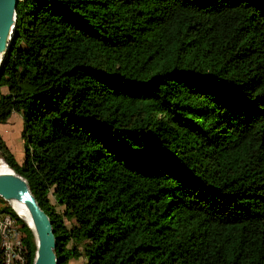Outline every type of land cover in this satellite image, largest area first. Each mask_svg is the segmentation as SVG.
Listing matches in <instances>:
<instances>
[{"label": "trees", "instance_id": "obj_1", "mask_svg": "<svg viewBox=\"0 0 264 264\" xmlns=\"http://www.w3.org/2000/svg\"><path fill=\"white\" fill-rule=\"evenodd\" d=\"M12 113L56 264H264V0H16Z\"/></svg>", "mask_w": 264, "mask_h": 264}, {"label": "water", "instance_id": "obj_2", "mask_svg": "<svg viewBox=\"0 0 264 264\" xmlns=\"http://www.w3.org/2000/svg\"><path fill=\"white\" fill-rule=\"evenodd\" d=\"M15 5L16 0H0V64L12 37ZM6 168L0 172V198L11 209L12 203H19L26 210L30 226L12 209L32 233L34 241L32 264H56L55 238L48 216L39 207L25 178L14 172L7 164Z\"/></svg>", "mask_w": 264, "mask_h": 264}, {"label": "built area", "instance_id": "obj_3", "mask_svg": "<svg viewBox=\"0 0 264 264\" xmlns=\"http://www.w3.org/2000/svg\"><path fill=\"white\" fill-rule=\"evenodd\" d=\"M19 222L9 214L0 215V263L24 264Z\"/></svg>", "mask_w": 264, "mask_h": 264}, {"label": "rangeland", "instance_id": "obj_4", "mask_svg": "<svg viewBox=\"0 0 264 264\" xmlns=\"http://www.w3.org/2000/svg\"><path fill=\"white\" fill-rule=\"evenodd\" d=\"M13 80H15L17 77L15 74L12 75ZM2 90H4L2 88ZM2 136L4 140L8 143L9 149L11 150L13 156L16 160L21 159L23 153H22V142L19 136L20 129H21V119L19 115L14 113L7 123L2 124L0 126ZM83 260L82 258H78V264H82Z\"/></svg>", "mask_w": 264, "mask_h": 264}, {"label": "bare ground", "instance_id": "obj_5", "mask_svg": "<svg viewBox=\"0 0 264 264\" xmlns=\"http://www.w3.org/2000/svg\"><path fill=\"white\" fill-rule=\"evenodd\" d=\"M0 57H1V55H0ZM6 169H7L6 163L0 158V172L5 171ZM11 207L19 217L23 218L29 224V226L31 225L29 222V218H28V215L26 213V210L21 204L12 203Z\"/></svg>", "mask_w": 264, "mask_h": 264}, {"label": "crops", "instance_id": "obj_6", "mask_svg": "<svg viewBox=\"0 0 264 264\" xmlns=\"http://www.w3.org/2000/svg\"><path fill=\"white\" fill-rule=\"evenodd\" d=\"M13 114H14V113H12V114L9 116L8 120L10 119V117H11ZM8 120H7L5 123H7ZM5 123H2V124H5ZM2 124H0V126H2ZM0 135H1L2 139L4 140V138H3V136H2L1 128H0ZM4 142H5L6 145L8 146V143L6 142V140H4ZM8 148H9V146H8ZM10 151H11V150H10ZM68 264H78V258H77V259H70V260L68 261Z\"/></svg>", "mask_w": 264, "mask_h": 264}]
</instances>
